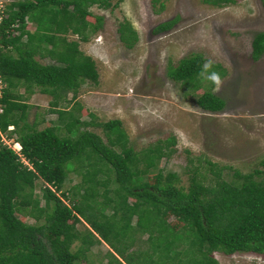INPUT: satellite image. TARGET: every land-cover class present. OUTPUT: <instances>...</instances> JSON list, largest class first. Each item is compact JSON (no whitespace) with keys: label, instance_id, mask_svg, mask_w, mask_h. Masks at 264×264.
<instances>
[{"label":"trees","instance_id":"16d2710c","mask_svg":"<svg viewBox=\"0 0 264 264\" xmlns=\"http://www.w3.org/2000/svg\"><path fill=\"white\" fill-rule=\"evenodd\" d=\"M201 1L220 5L233 0ZM92 3L104 7L108 0H10L1 4L0 264H79L87 258L89 247L99 242L108 248L104 264H217L211 256L214 251L264 254V154L258 166L246 172L204 159L211 174L209 182L192 173L187 184L180 186L175 184L174 172L155 168L171 137L136 156L116 118L80 122L66 111L64 129L69 134L63 135L54 125L36 128L34 122L25 121L28 105L25 96L16 92L18 86L27 95L34 91L48 95L46 109L51 111L61 94H74L82 78H96L89 56L63 36L69 31L83 41L99 27V15L93 22L84 18ZM172 20L156 23L152 30H165ZM116 30L118 39L129 48L136 39L129 22L120 21ZM263 49L264 30H259L251 36L250 56L258 58ZM35 54L59 64L41 63ZM202 61L199 54L180 57L174 65H167L166 75L193 87ZM194 101L207 111L223 105L209 90L197 94ZM57 113L62 120V110ZM85 123L99 126L105 141L78 128ZM8 124L11 129H6ZM2 135L18 142L19 155L2 141ZM68 169L86 170L82 181L70 186V195L60 190ZM221 169L230 170V178L221 177ZM108 171L111 179L99 177ZM147 175L150 183L144 179ZM36 180L41 182L38 195L33 193ZM63 198L70 202L63 203ZM106 206L107 214L103 212ZM15 211L34 222L23 221ZM166 215L176 222H167ZM79 221L87 225L81 232L75 228ZM134 230L146 235L143 240L137 238L141 246L130 249Z\"/></svg>","mask_w":264,"mask_h":264},{"label":"rangeland","instance_id":"374dc122","mask_svg":"<svg viewBox=\"0 0 264 264\" xmlns=\"http://www.w3.org/2000/svg\"><path fill=\"white\" fill-rule=\"evenodd\" d=\"M6 1L10 0H1V4ZM263 1L233 0L211 5L201 0H108L104 7L88 5L89 13L84 18L93 22L94 16L99 15V27L83 41L69 31L63 36L65 40H74L77 49L89 56L96 78H82L74 94H61L51 111L46 109L48 95L37 91L27 95L18 86L16 92L25 96L23 101L28 105L25 121L34 122L36 128L46 123L54 125L56 132L63 135L69 134V129H64L66 111L80 122L116 118L126 135V144L136 156L146 147L163 144L171 137L172 142L164 147L166 154L157 159L155 168L174 172L175 184L180 186L187 184L192 173L209 182L211 174L204 159L239 172L257 167L264 154V49L258 58H252L250 39L254 32L264 30ZM171 19L167 29L152 30L156 23ZM122 20L135 31L136 39L129 48L118 39L116 27ZM27 28L31 30L32 25L27 24ZM190 54L203 58L201 69L207 59L218 66L213 64L210 71L221 75L219 91H213L215 86L199 74L191 82L193 87L166 75L168 64L174 65L180 57ZM34 57L41 63L59 64L47 56ZM203 90L221 98L222 107L214 111L198 107L194 98ZM57 110H62V120L58 119ZM78 128L92 131L105 141L97 125L85 123ZM1 137L10 144L8 138ZM85 171L76 173L68 169L60 190H67L70 195V186L82 181ZM229 172L221 169L220 175L230 178ZM107 173L99 177L111 179V171ZM144 179L149 183L152 180L149 175ZM112 185L108 181L107 186ZM40 186L39 180L34 181V194H39ZM97 189L101 191V186ZM62 202L70 201L63 198ZM38 206L36 214L40 211ZM103 212L107 214L109 207ZM14 214L27 223L34 222L18 211ZM165 220L170 224L176 222L172 215H166ZM134 221L132 216L130 223L133 225ZM84 227L87 225L83 221L75 223L80 232ZM132 235L130 249L141 246L138 239L143 240L146 234L134 230ZM75 244L76 240L71 249ZM107 249L103 242L92 244L87 258L80 259L79 264H104ZM211 256L217 264H264L263 253L250 251H214Z\"/></svg>","mask_w":264,"mask_h":264},{"label":"clouds","instance_id":"9594fccd","mask_svg":"<svg viewBox=\"0 0 264 264\" xmlns=\"http://www.w3.org/2000/svg\"><path fill=\"white\" fill-rule=\"evenodd\" d=\"M213 64H214V61L213 60L207 59L204 62V64L202 66V69H201L199 75H200V77L202 79L207 80V81H210L215 86L214 89H213V91H219L220 88H221V86H222L223 81H222L221 75L218 72H216V71H210L212 69V67H213ZM11 127L10 128H7V129H11ZM2 141H3V139H2ZM12 142H16L18 144V142L15 141L14 139H11L10 144Z\"/></svg>","mask_w":264,"mask_h":264},{"label":"built area","instance_id":"2783aa9c","mask_svg":"<svg viewBox=\"0 0 264 264\" xmlns=\"http://www.w3.org/2000/svg\"><path fill=\"white\" fill-rule=\"evenodd\" d=\"M0 12H1V0H0ZM1 87H2V82L0 79V94H1ZM11 126H7V128H10ZM11 139L13 138H9L8 141H11ZM5 144H7V142H4ZM9 146H11V148L17 153V155H19L18 151H19V145L16 142H12L11 144H8Z\"/></svg>","mask_w":264,"mask_h":264},{"label":"crops","instance_id":"0c3cea01","mask_svg":"<svg viewBox=\"0 0 264 264\" xmlns=\"http://www.w3.org/2000/svg\"><path fill=\"white\" fill-rule=\"evenodd\" d=\"M7 126H10V124L6 125V129H7ZM2 138V137H1ZM3 139V138H2Z\"/></svg>","mask_w":264,"mask_h":264}]
</instances>
